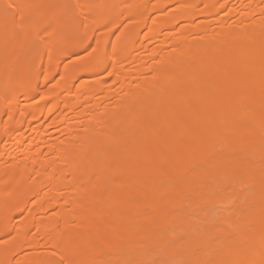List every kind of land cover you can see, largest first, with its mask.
I'll use <instances>...</instances> for the list:
<instances>
[{
	"label": "bare ground",
	"instance_id": "1",
	"mask_svg": "<svg viewBox=\"0 0 264 264\" xmlns=\"http://www.w3.org/2000/svg\"><path fill=\"white\" fill-rule=\"evenodd\" d=\"M0 264H264V0H0Z\"/></svg>",
	"mask_w": 264,
	"mask_h": 264
},
{
	"label": "rangeland",
	"instance_id": "2",
	"mask_svg": "<svg viewBox=\"0 0 264 264\" xmlns=\"http://www.w3.org/2000/svg\"><path fill=\"white\" fill-rule=\"evenodd\" d=\"M226 204L225 203H214L211 207V210H213V213H218L220 211L225 210Z\"/></svg>",
	"mask_w": 264,
	"mask_h": 264
},
{
	"label": "snow or ice",
	"instance_id": "3",
	"mask_svg": "<svg viewBox=\"0 0 264 264\" xmlns=\"http://www.w3.org/2000/svg\"><path fill=\"white\" fill-rule=\"evenodd\" d=\"M8 7H9V8H11V7H12V5H8Z\"/></svg>",
	"mask_w": 264,
	"mask_h": 264
}]
</instances>
